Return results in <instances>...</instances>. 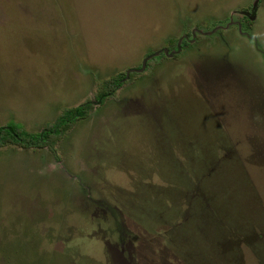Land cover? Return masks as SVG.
<instances>
[{"label": "rangeland", "instance_id": "1", "mask_svg": "<svg viewBox=\"0 0 264 264\" xmlns=\"http://www.w3.org/2000/svg\"><path fill=\"white\" fill-rule=\"evenodd\" d=\"M161 53L60 161L0 148V264H264V0H0V126Z\"/></svg>", "mask_w": 264, "mask_h": 264}, {"label": "trees", "instance_id": "2", "mask_svg": "<svg viewBox=\"0 0 264 264\" xmlns=\"http://www.w3.org/2000/svg\"><path fill=\"white\" fill-rule=\"evenodd\" d=\"M177 43L178 41L171 40L170 49L173 50ZM178 57L179 55H174L175 59H178ZM166 58L167 56L163 53L158 56H153L146 63V68L142 73H150L154 65L161 63ZM142 73L131 72L129 76H127V72H123L112 78L104 80L101 83H97L94 98H87L84 102L76 107H64L60 109V113L56 120L52 123L46 124L44 129L40 132H30L22 124L16 122H10L4 126H0V148L10 146L13 148H23L27 150L48 149V151L56 158V160L60 161L58 154V145L60 141L71 130H73L80 121L91 116V114L95 111L96 105H104L108 99L116 98L119 90L123 86L132 83L134 80L142 76ZM213 191L214 194H219L214 188ZM218 191L223 193L222 189H218ZM218 196L219 195H217V197ZM228 198L232 199L233 196L230 195ZM220 201L221 198L215 199L213 197V203ZM229 201L230 200L226 198L223 200V202ZM231 202L233 201L231 200ZM219 210L225 212L222 207L219 208ZM210 226V224H206V227L211 230ZM209 229H206V231ZM210 233H212V235H210ZM210 233L208 237H206L208 240H210V238L214 235L212 230ZM194 242L195 240H193V243ZM218 253V251L214 253L216 254V259L219 257Z\"/></svg>", "mask_w": 264, "mask_h": 264}, {"label": "water", "instance_id": "3", "mask_svg": "<svg viewBox=\"0 0 264 264\" xmlns=\"http://www.w3.org/2000/svg\"><path fill=\"white\" fill-rule=\"evenodd\" d=\"M145 68H146V62H144V64H143V66H142L141 69H134V70L132 69V70L127 71V76H129V74H130L131 72L142 73V72H144Z\"/></svg>", "mask_w": 264, "mask_h": 264}, {"label": "flooded vegetation", "instance_id": "4", "mask_svg": "<svg viewBox=\"0 0 264 264\" xmlns=\"http://www.w3.org/2000/svg\"><path fill=\"white\" fill-rule=\"evenodd\" d=\"M175 59V58H174Z\"/></svg>", "mask_w": 264, "mask_h": 264}]
</instances>
